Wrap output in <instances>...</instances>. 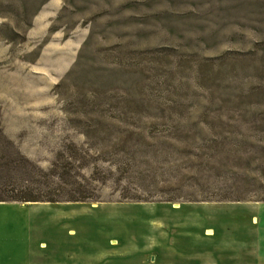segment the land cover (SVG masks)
<instances>
[{"label": "rangeland", "instance_id": "rangeland-1", "mask_svg": "<svg viewBox=\"0 0 264 264\" xmlns=\"http://www.w3.org/2000/svg\"><path fill=\"white\" fill-rule=\"evenodd\" d=\"M73 146L96 200L0 206V264L240 254L264 202V0H0V200Z\"/></svg>", "mask_w": 264, "mask_h": 264}, {"label": "trees", "instance_id": "trees-1", "mask_svg": "<svg viewBox=\"0 0 264 264\" xmlns=\"http://www.w3.org/2000/svg\"><path fill=\"white\" fill-rule=\"evenodd\" d=\"M79 151L78 147L73 146L68 158L61 161L60 154L57 155L47 170H37L40 180L36 187L32 185L14 187L9 191L7 198L0 202H47L54 205L63 202L78 204L95 201L96 190L92 186L96 181L95 173L87 177L81 174L85 158Z\"/></svg>", "mask_w": 264, "mask_h": 264}, {"label": "crops", "instance_id": "crops-1", "mask_svg": "<svg viewBox=\"0 0 264 264\" xmlns=\"http://www.w3.org/2000/svg\"><path fill=\"white\" fill-rule=\"evenodd\" d=\"M7 205L29 207L19 202H0V206ZM251 209L252 213L249 221L242 228V239L239 243V249L235 251L237 253L240 252V254H228L232 248L229 246L230 244L226 239H221L222 242H220L219 245L224 246L220 248L216 247L217 249H215L214 254L210 256L207 264H264V202L253 205ZM204 233H208L207 236H212L214 230L209 227ZM224 251L226 253H223ZM30 252V249H27L25 255L20 259L21 264H90L87 262H80L77 258L67 259L66 261L54 260L45 262L35 258L31 260Z\"/></svg>", "mask_w": 264, "mask_h": 264}]
</instances>
